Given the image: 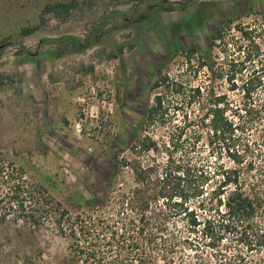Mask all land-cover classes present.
<instances>
[{
  "label": "rangeland",
  "instance_id": "1",
  "mask_svg": "<svg viewBox=\"0 0 264 264\" xmlns=\"http://www.w3.org/2000/svg\"><path fill=\"white\" fill-rule=\"evenodd\" d=\"M50 1L0 0V73L12 79L0 88V164L14 176L21 173L27 193L39 192L51 208L41 212L38 224L14 211L0 219V264H69L70 240L58 231L57 208L87 220L115 215L101 201L75 202L74 196L101 195L116 151L134 141L151 98L148 84L164 60L162 69L171 76L225 94L229 106L230 100H241L239 90H230L231 69L243 66L234 75L237 84L253 68L264 82V0H79L67 20L42 12ZM228 17L232 23L210 46L213 68L200 66L210 33ZM177 22L183 26L176 34L179 51L167 59ZM236 24L252 38H242ZM31 26L34 32L21 34ZM70 37L83 42L89 37L90 44L70 48ZM254 44L259 55L248 60L244 54L256 50ZM192 46L198 50L188 60L183 47ZM236 134L232 146L230 139L209 143L203 131L188 150L191 160L207 170H223L236 166L230 153L244 154V163L255 159L242 138L254 139L253 134ZM195 136L192 129L188 142ZM26 204L38 209L32 199ZM219 250L220 259L208 245L187 248L184 257L190 264H230L229 238Z\"/></svg>",
  "mask_w": 264,
  "mask_h": 264
},
{
  "label": "trees",
  "instance_id": "2",
  "mask_svg": "<svg viewBox=\"0 0 264 264\" xmlns=\"http://www.w3.org/2000/svg\"><path fill=\"white\" fill-rule=\"evenodd\" d=\"M80 4L79 0H53L43 6L42 12L67 20ZM231 20L228 17L224 25L210 33L211 43L200 56L206 60L200 66L213 68L210 46L223 37ZM101 27L95 26L94 30ZM192 27L187 28L188 33ZM181 29L180 22L171 27L167 59L179 51L176 34ZM236 29L242 38H252L245 27L236 24ZM35 30L36 26L24 27L21 34ZM69 39L70 48L90 44L89 37L84 42ZM254 45L256 50L244 54L248 60L259 55L260 49ZM197 50L198 46L183 47L188 60ZM166 62L154 71L147 87L151 98L133 132L134 141L116 151L110 173L99 189L101 195L96 193L86 200L74 196L75 202L101 201L112 207L115 215L108 213L107 218L87 220L82 215L70 217L64 209L55 211L58 231L70 240L68 263L190 264L184 257L187 248L208 245L220 259L219 244L229 238L230 264H264L263 74H255L253 68L237 84L234 75L242 72L243 66L231 69L230 90H239L241 100L238 104L230 100L229 106L225 94L211 89L204 92L200 85L184 83L178 74L171 76L162 69ZM10 80V75L0 73V88ZM192 129L198 136L188 142ZM245 130L255 137H242L245 149L255 153V159L244 163V154L230 153L236 166L223 170H207L191 160L188 150L195 148L203 131L209 143L230 139L235 146L234 138L240 137L236 133ZM158 132L164 134L157 135ZM126 149L129 154H125ZM23 182L21 173L14 176L0 164V219L14 211L25 221L38 224L41 212L51 209L49 199L44 202L39 192L27 193ZM115 182L117 186L112 191ZM28 198L38 209L26 208Z\"/></svg>",
  "mask_w": 264,
  "mask_h": 264
}]
</instances>
